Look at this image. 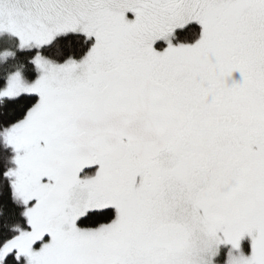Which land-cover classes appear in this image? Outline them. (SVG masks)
<instances>
[{"label":"snow or ice","instance_id":"6c2138e0","mask_svg":"<svg viewBox=\"0 0 264 264\" xmlns=\"http://www.w3.org/2000/svg\"><path fill=\"white\" fill-rule=\"evenodd\" d=\"M0 264H264V0H0Z\"/></svg>","mask_w":264,"mask_h":264},{"label":"rangeland","instance_id":"374dc122","mask_svg":"<svg viewBox=\"0 0 264 264\" xmlns=\"http://www.w3.org/2000/svg\"><path fill=\"white\" fill-rule=\"evenodd\" d=\"M235 75V78L236 79H239L240 78V76H239V74L237 73V74H234Z\"/></svg>","mask_w":264,"mask_h":264}]
</instances>
